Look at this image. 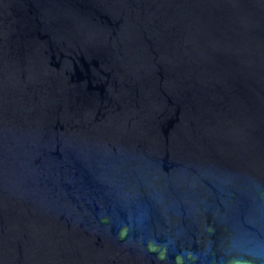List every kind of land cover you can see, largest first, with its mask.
Wrapping results in <instances>:
<instances>
[{
    "label": "water",
    "instance_id": "95a60500",
    "mask_svg": "<svg viewBox=\"0 0 264 264\" xmlns=\"http://www.w3.org/2000/svg\"><path fill=\"white\" fill-rule=\"evenodd\" d=\"M0 264H264V0H0Z\"/></svg>",
    "mask_w": 264,
    "mask_h": 264
}]
</instances>
